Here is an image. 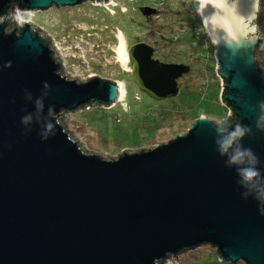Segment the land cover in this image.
<instances>
[{"label":"water","instance_id":"obj_1","mask_svg":"<svg viewBox=\"0 0 264 264\" xmlns=\"http://www.w3.org/2000/svg\"><path fill=\"white\" fill-rule=\"evenodd\" d=\"M85 1L0 0V264H160L206 243L221 261L264 264V178L246 183L240 174L255 167L264 177L257 13L248 21L255 31L236 38L205 22L215 9L202 13L216 43L220 99L235 116L222 122L201 116L185 135L107 158L86 153L59 113L112 106L121 82L70 79L29 22L7 31L15 4L48 10ZM235 2L247 18L253 0ZM154 54L144 40L130 47L135 82L159 101L178 96L191 65ZM237 126L245 135L221 154L219 141ZM236 148L251 149L257 163L230 164Z\"/></svg>","mask_w":264,"mask_h":264},{"label":"rangeland","instance_id":"obj_2","mask_svg":"<svg viewBox=\"0 0 264 264\" xmlns=\"http://www.w3.org/2000/svg\"><path fill=\"white\" fill-rule=\"evenodd\" d=\"M145 7L156 11L144 13ZM17 8L33 12L29 23L54 50L63 75L78 82L102 77L122 84L121 97L112 106L60 111L61 124L86 153L115 158L185 135L201 116L219 122L228 117L220 99L216 43L198 11V0H86L48 10L15 4L7 31L21 25L14 19ZM3 20L0 15V23ZM257 30L264 35V0ZM142 40L158 48L156 58L191 65V72L179 79L178 96L159 101L135 82L128 51ZM255 52L264 69V49L257 45ZM219 256L217 247L206 243L171 254L160 264H218Z\"/></svg>","mask_w":264,"mask_h":264},{"label":"clouds","instance_id":"obj_3","mask_svg":"<svg viewBox=\"0 0 264 264\" xmlns=\"http://www.w3.org/2000/svg\"><path fill=\"white\" fill-rule=\"evenodd\" d=\"M261 6V0H253L252 12L247 18L240 11L239 6L235 0H198V11L203 13L207 8L212 7L215 9L214 15L206 18V23H211L217 28L223 29L230 38H236L237 36H247L250 32H254L255 29H249L248 21L255 18V14L259 12ZM33 16V12L30 10L15 9L14 19L21 25L29 22ZM123 88H121L122 90ZM27 122V121H25ZM51 127V125H49ZM245 135V130L240 126H237L228 136H226L220 143L221 154H226L238 141L239 138ZM250 164L257 163V158L251 151V149L242 150L236 148L234 153L229 158L230 164H241L245 161ZM246 183H253L258 178L262 177L261 173L255 167H243L240 169Z\"/></svg>","mask_w":264,"mask_h":264},{"label":"built area","instance_id":"obj_4","mask_svg":"<svg viewBox=\"0 0 264 264\" xmlns=\"http://www.w3.org/2000/svg\"><path fill=\"white\" fill-rule=\"evenodd\" d=\"M92 1V0H91ZM259 44H262L263 46H264V35L263 34H259V43H258V45ZM220 77V76H219ZM221 79V78H220ZM222 80V79H221ZM222 102V101H221ZM222 104L224 105V107H226V113H227V115H228V117L225 119V120H229V119H231L232 117H233V111H232V109H229V107L227 106V105H225L223 102H222Z\"/></svg>","mask_w":264,"mask_h":264},{"label":"trees","instance_id":"obj_5","mask_svg":"<svg viewBox=\"0 0 264 264\" xmlns=\"http://www.w3.org/2000/svg\"><path fill=\"white\" fill-rule=\"evenodd\" d=\"M194 38V37H193ZM260 48H263L264 49V46L262 45V44H259L258 45V49H260ZM212 53V52H211ZM228 81H229V79L228 78H224L223 77V83H224V92H223V99H224V101H225V90H226V88H227V83H228ZM236 115V113H233V116H235ZM199 117V116H198ZM224 261H219V260H217V263L218 264H226V263H223Z\"/></svg>","mask_w":264,"mask_h":264},{"label":"flooded vegetation","instance_id":"obj_6","mask_svg":"<svg viewBox=\"0 0 264 264\" xmlns=\"http://www.w3.org/2000/svg\"><path fill=\"white\" fill-rule=\"evenodd\" d=\"M144 13H145V10H144ZM158 48L157 47H155V53H156V51H158L157 50ZM54 51V50H53ZM55 53V52H54ZM55 55V54H54ZM155 55V54H154ZM56 56V55H55ZM170 62V61H169Z\"/></svg>","mask_w":264,"mask_h":264},{"label":"bare ground","instance_id":"obj_7","mask_svg":"<svg viewBox=\"0 0 264 264\" xmlns=\"http://www.w3.org/2000/svg\"><path fill=\"white\" fill-rule=\"evenodd\" d=\"M120 97H121V95H120Z\"/></svg>","mask_w":264,"mask_h":264}]
</instances>
